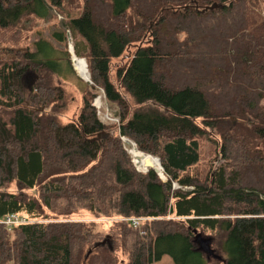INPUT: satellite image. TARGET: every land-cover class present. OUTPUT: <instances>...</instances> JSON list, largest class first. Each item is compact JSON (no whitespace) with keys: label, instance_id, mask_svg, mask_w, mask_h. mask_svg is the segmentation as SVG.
<instances>
[{"label":"trees","instance_id":"obj_1","mask_svg":"<svg viewBox=\"0 0 264 264\" xmlns=\"http://www.w3.org/2000/svg\"><path fill=\"white\" fill-rule=\"evenodd\" d=\"M53 10L118 122L99 121L88 90L63 121L57 50L0 42V264H119V251L126 264H209L194 230L214 237L219 264H264V0H0V30ZM65 32L52 37L69 63ZM208 134L220 163L202 177ZM122 137L165 181L135 169Z\"/></svg>","mask_w":264,"mask_h":264},{"label":"rangeland","instance_id":"obj_2","mask_svg":"<svg viewBox=\"0 0 264 264\" xmlns=\"http://www.w3.org/2000/svg\"><path fill=\"white\" fill-rule=\"evenodd\" d=\"M66 9L68 11L70 10L68 6L66 7ZM52 14L55 15V18H52L50 20L48 19L47 20L46 19L36 20L35 22H32V23H29L28 21L27 22L24 21L19 27H16L14 29L0 30V42L3 45L11 46V47L30 46L32 48V45L36 43L37 41L45 40L53 48L57 50L56 52L58 53L55 55H50V58L55 59L59 57L61 59L58 65L60 75H59V79L58 78L55 79V84L62 87L66 95L65 102L67 106L64 108L65 110L62 115L63 121L67 122L77 115V113L79 112V110L82 108V105H83V93L86 90H88L94 94L92 106L93 104L95 105L93 107L96 110V115L99 121L105 125H111L112 123H115V121L118 119L116 116L118 114L117 107L115 105H112L111 103H108L101 90L97 88L96 89L93 88L92 84L87 83L86 80H84L78 74V72L76 71L74 67L73 61H71V56H70V62L68 63V58L64 52V43H59L52 37L54 32L55 33L65 32V26H64L65 18L58 12L56 13V11L54 10L52 11ZM69 14H70L69 17H72V16H76L77 12L74 10L73 11L70 10ZM207 29L209 28L207 27ZM202 30L204 29H201L200 32ZM195 32H197V30ZM206 32L207 30H204L203 34H205ZM65 34L67 38V44H71L73 47L71 37L69 36L68 33L65 32ZM42 48H45V46L42 45ZM32 78H33V74L29 72V74L26 77V81H25V84L27 86H29V84L31 83ZM173 80L177 83L186 82V79L183 81L177 76H174ZM99 97L101 98V101H102V106L100 108L96 106V100ZM260 105L264 106V98L261 100ZM230 121L232 123V126H235L237 124V120L234 117H230ZM215 138L216 136L214 134H208L204 137L198 138L200 159L197 164L196 170L200 173L202 177L205 176L209 172L210 166L212 163H213L212 165L213 168H215L220 163L219 160L216 159L217 145L214 142H212V139H215ZM129 142L130 141H128L127 139L125 141H122L128 154L130 153L129 152L130 148L128 144L131 145V148L134 145V144H131L132 142L131 143ZM131 158H133L132 163L134 162L133 165L135 169H137L135 166L134 157L132 156ZM141 173H145V172L141 171ZM248 177H251V176H248ZM260 180L261 182H264L263 178ZM247 181H251V178H247ZM85 219L86 218H84L83 220ZM91 221H95L96 223H99V224L102 223L101 222L102 220H93L90 218L86 220V222H91ZM103 222H107V221H103ZM98 227H99L98 229L104 230L103 226L102 228H100V226ZM202 234L204 236H210L213 238L212 248L216 251L217 254L221 255L219 249L217 248V244H216L214 237L208 233H202ZM107 243L110 244L111 246L113 245V243L109 241ZM117 255H118V259L120 260L119 264H126L125 257L122 255L120 251L117 253ZM152 264H173V262L169 256L165 255L159 261H156ZM209 264H219V262H217V260L211 259L209 261Z\"/></svg>","mask_w":264,"mask_h":264},{"label":"water","instance_id":"obj_3","mask_svg":"<svg viewBox=\"0 0 264 264\" xmlns=\"http://www.w3.org/2000/svg\"><path fill=\"white\" fill-rule=\"evenodd\" d=\"M191 4L194 5L196 10L199 11V13H201V14H204L208 11H213L215 9H221L222 8V5L219 3H212L211 5L205 6L201 9H198L197 3L195 1H191ZM68 52L71 56V61H72V57L74 55V52H73V47L71 44H68ZM82 60L85 61V59H82ZM85 63H86V61H85ZM86 67H87V65H86ZM31 73L33 74V78L31 80V83L28 86V89H30V90H31L32 86L36 83V81L38 80V76L34 72H31ZM86 82L89 84H92V82L90 80L89 73H88V81H86ZM106 136H108V133L101 132L97 135V137L94 138V140H99L100 138H104ZM157 161L159 162L158 159H157ZM149 169H153L154 171H156L158 173V176L160 177V179L162 181H165V178L162 174L161 165H160L161 172H158L155 168H152V167H150ZM136 170L139 171L138 169H136ZM147 171H148V169H146L143 172H147ZM139 172H141V171H139ZM192 242L196 247V251L202 253L206 257L207 261H210L211 259L217 260V261H222V257L220 255H218L216 253V251L212 248V238L210 236H204L202 233L194 230V236H193ZM103 243H105V242H103Z\"/></svg>","mask_w":264,"mask_h":264},{"label":"bare ground","instance_id":"obj_4","mask_svg":"<svg viewBox=\"0 0 264 264\" xmlns=\"http://www.w3.org/2000/svg\"><path fill=\"white\" fill-rule=\"evenodd\" d=\"M72 61H73L74 67H75L76 71L78 72V74L84 80L88 81V71H87L85 61L76 57L75 55H73ZM96 106L99 108L102 106V101H101L100 97L97 98V100H96ZM129 143H131V142H129ZM131 144H133V143H131ZM129 152L134 157L135 166L138 170L145 171L147 168L152 167V168H155L158 172H161L160 164L156 158L140 152L134 145L132 146V148L130 149Z\"/></svg>","mask_w":264,"mask_h":264},{"label":"built area","instance_id":"obj_5","mask_svg":"<svg viewBox=\"0 0 264 264\" xmlns=\"http://www.w3.org/2000/svg\"><path fill=\"white\" fill-rule=\"evenodd\" d=\"M94 103H95V101H94ZM93 106H95V105L93 104ZM117 122H118V119L115 121V123H117ZM121 139H122V141L125 140L124 137H122ZM129 221L131 222V224L134 227H136L143 221V219L132 218ZM25 222H26V219L23 217H20L18 215H9V216L5 217V219L2 221V224L7 226V227H11L13 225L23 224Z\"/></svg>","mask_w":264,"mask_h":264}]
</instances>
